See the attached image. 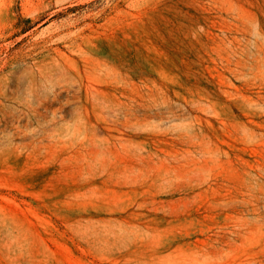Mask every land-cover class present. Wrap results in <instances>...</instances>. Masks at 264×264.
Here are the masks:
<instances>
[{
  "label": "rangeland",
  "instance_id": "obj_1",
  "mask_svg": "<svg viewBox=\"0 0 264 264\" xmlns=\"http://www.w3.org/2000/svg\"><path fill=\"white\" fill-rule=\"evenodd\" d=\"M0 264H264V0H0Z\"/></svg>",
  "mask_w": 264,
  "mask_h": 264
}]
</instances>
